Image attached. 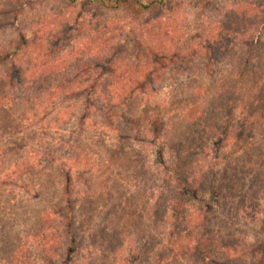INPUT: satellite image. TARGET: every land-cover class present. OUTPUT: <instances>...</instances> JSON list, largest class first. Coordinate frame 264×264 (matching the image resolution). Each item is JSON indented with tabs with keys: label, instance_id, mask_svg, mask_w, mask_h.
<instances>
[{
	"label": "trees",
	"instance_id": "trees-1",
	"mask_svg": "<svg viewBox=\"0 0 264 264\" xmlns=\"http://www.w3.org/2000/svg\"><path fill=\"white\" fill-rule=\"evenodd\" d=\"M60 1L29 37L12 8L17 34L0 46V161L28 150L25 171L58 167L26 193L40 205L0 191V264H264V152L253 155L264 145V1L235 3L195 34L185 0ZM61 96L75 99L76 130L43 153L42 130L24 136L25 123H60ZM221 212L243 230L253 213L261 232L214 235Z\"/></svg>",
	"mask_w": 264,
	"mask_h": 264
},
{
	"label": "rangeland",
	"instance_id": "rangeland-1",
	"mask_svg": "<svg viewBox=\"0 0 264 264\" xmlns=\"http://www.w3.org/2000/svg\"><path fill=\"white\" fill-rule=\"evenodd\" d=\"M185 1L187 2V12L190 16L189 20L191 21V28L193 30L192 33L195 34L201 31L203 25L217 20V18L223 16L227 7L235 3H244L247 0H211V2L204 9L196 7V0ZM0 3V46H6L7 42L15 39L17 34L16 29L13 25L12 12L10 11L12 8H20L19 19L17 21L18 27L25 30V32H27L25 34L29 37L31 36V29L33 32H40V20L54 16L60 11L62 7V3L60 0H13V2L10 0L7 2L6 0H0ZM3 8H7L8 11H2ZM109 16L111 17V15H107L106 19L109 18ZM102 20L104 21L105 19ZM124 47L130 53L134 51L133 42L131 40H127ZM203 62L204 60L197 59L194 68H201V64ZM197 76L198 78H200L199 73L197 74ZM56 101L58 104L56 111H61L60 113L64 111L66 113L65 115L59 113L60 123L55 124L57 118L53 115H49L45 119H43V115H41L28 122V124L25 123L26 128L24 131V136H29V128L33 130H42V141H40L39 138V143L40 145H43V153L55 152L61 147L60 144H62L61 142H63L64 140H66V142L70 144L69 141H71L72 132L76 130L74 120L70 121V116L72 113H74L72 103L75 101V99L61 96ZM84 102L85 99L81 98L79 99L78 104L81 105L84 104ZM56 128H60L61 131H55ZM140 136L147 141V144L143 146L142 151L146 154L145 159L148 161L151 169L154 171L157 170L156 172H158V163L156 162L158 156H156L155 148L150 145L149 141H151V139L147 133H142L140 134ZM6 138L7 140H13L15 138V135L13 133H9L6 135ZM2 139L5 140L4 137ZM137 146L140 147L141 145L137 144ZM38 148L39 147L37 146L36 149L38 150ZM68 150L69 147H63L64 153H67ZM228 151L229 149L219 152L218 158H216V160L218 162H221L222 157H226L228 155ZM259 152H264V145L260 146L258 148V151L253 152V155H257ZM27 157L28 150L17 157H13L10 159H8L9 157H7L0 161V191L12 190L14 193H16L18 198L23 200L26 199L28 203L33 205H40L39 202H37L34 198L28 196L26 193L28 192L29 194H33L34 192H37V189L35 190L33 188V182H35V178H37L39 174L45 171L56 172L58 167L56 165H53L51 167L42 166L36 167L35 170L31 172H27L25 171V168L29 162L27 160ZM210 158H213L212 154L210 155ZM19 166H23V168H19ZM21 173H23V175ZM27 180H29L28 183H26ZM156 185L159 186L160 184H157L156 182ZM26 187H29V191L25 190ZM192 204L193 206H198L194 202ZM262 207H264V202ZM230 214L231 213L228 212H225L224 214L221 212L219 214H212L209 217V221H211L209 229L214 235L236 234L237 231L243 230V226L245 225V223L241 220L235 221L231 216L234 215V213H232L231 215ZM252 214L253 213L247 212L242 213L243 217L247 218L249 221L247 223L248 228L243 231H245L249 235L251 240L256 237L261 227H263L259 223L264 221V208L263 212L259 214L260 222H258V224H256V222H253L252 224ZM230 220H233L237 226L228 229V225H230V223H227V221Z\"/></svg>",
	"mask_w": 264,
	"mask_h": 264
}]
</instances>
